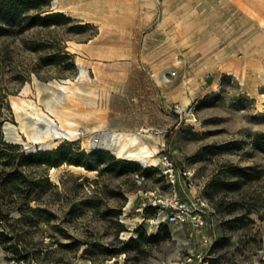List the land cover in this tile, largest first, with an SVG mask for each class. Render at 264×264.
<instances>
[{
  "label": "rangeland",
  "instance_id": "374dc122",
  "mask_svg": "<svg viewBox=\"0 0 264 264\" xmlns=\"http://www.w3.org/2000/svg\"><path fill=\"white\" fill-rule=\"evenodd\" d=\"M186 6L264 26V0H51L41 14L63 16L0 29L3 169L25 177L0 191V264H264V79L243 57L242 20L221 59L199 21L172 26ZM36 112L79 133L46 148ZM112 130L137 132L157 161L88 141ZM169 162L211 209L199 262L185 259L201 233L147 204L169 192Z\"/></svg>",
  "mask_w": 264,
  "mask_h": 264
},
{
  "label": "crops",
  "instance_id": "0c3cea01",
  "mask_svg": "<svg viewBox=\"0 0 264 264\" xmlns=\"http://www.w3.org/2000/svg\"><path fill=\"white\" fill-rule=\"evenodd\" d=\"M176 19L177 22L172 26L179 29L187 27L192 21H199L196 26L210 29L212 43L214 42L213 45L217 48L216 52L221 59L224 57L222 53L226 51L224 45L232 44L235 40L236 21L242 20L240 24L242 31L237 35L243 37V57L260 69V77L264 79V26L260 25L257 20L247 16L244 18L242 15H237L233 9L224 6H211L209 11L204 9L199 13L196 9L186 6ZM160 27L162 25H158L155 30ZM232 51V46L230 49L227 46L229 55Z\"/></svg>",
  "mask_w": 264,
  "mask_h": 264
},
{
  "label": "built area",
  "instance_id": "2783aa9c",
  "mask_svg": "<svg viewBox=\"0 0 264 264\" xmlns=\"http://www.w3.org/2000/svg\"><path fill=\"white\" fill-rule=\"evenodd\" d=\"M173 75L174 73H170ZM168 172L169 192L149 198L148 206L158 210V213H164V221L169 224L183 225L189 223L201 233L202 245L200 251L192 253L186 257V262L202 261L204 251L209 250L213 244L211 235H208L210 229V207L205 198L201 196L188 195L181 187V173L175 171L171 162L166 168ZM185 174V173H184ZM205 249V250H204Z\"/></svg>",
  "mask_w": 264,
  "mask_h": 264
},
{
  "label": "bare ground",
  "instance_id": "6f19581e",
  "mask_svg": "<svg viewBox=\"0 0 264 264\" xmlns=\"http://www.w3.org/2000/svg\"><path fill=\"white\" fill-rule=\"evenodd\" d=\"M54 1L58 2V0ZM84 76V71H81L80 78L82 80L84 79ZM66 82H71V80L69 79ZM62 86L64 88L68 87L65 85ZM61 99L62 98L56 100V103L50 106L49 110L54 112L58 111L59 107L57 102ZM14 105L17 106V103L14 102ZM36 115L38 116V119L41 120L40 122H43L42 124H45L47 130L51 133L49 134V138L42 136L41 134L38 136L43 141L42 146L46 148H52L55 145L54 138L59 137V135L71 137L79 133L75 122L70 119L65 118L63 120L56 121L55 118L46 113L36 112ZM36 123L30 121L29 124L35 126ZM88 141L92 145H96L99 141H103L105 143V147L113 152V154L116 156H120L121 154L135 156L144 163H151L149 165H152L155 161H157V158L154 154V152L157 151V148L150 147L147 143L141 142L137 132L112 130L111 132H105L101 134L99 137L96 136L93 138H88Z\"/></svg>",
  "mask_w": 264,
  "mask_h": 264
},
{
  "label": "trees",
  "instance_id": "16d2710c",
  "mask_svg": "<svg viewBox=\"0 0 264 264\" xmlns=\"http://www.w3.org/2000/svg\"><path fill=\"white\" fill-rule=\"evenodd\" d=\"M50 2L51 0H0V29H4L5 25L11 24L14 17L18 18L19 21L25 20L26 25L29 26L38 21L47 23L57 16H63V13L57 11H49L45 15L41 14L47 10ZM0 143L7 146L11 145L9 142L3 140L1 134ZM52 152L53 150L38 151L26 158L42 157L43 155H50ZM2 155L3 153L0 151V191H13L25 177L19 169L18 164L13 169H3L5 167L3 166ZM22 156H24L23 153ZM0 242H4L3 233H0Z\"/></svg>",
  "mask_w": 264,
  "mask_h": 264
}]
</instances>
